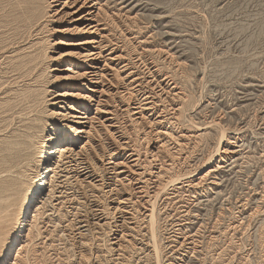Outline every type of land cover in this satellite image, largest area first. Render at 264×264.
Returning a JSON list of instances; mask_svg holds the SVG:
<instances>
[{
    "label": "bare ground",
    "instance_id": "6f19581e",
    "mask_svg": "<svg viewBox=\"0 0 264 264\" xmlns=\"http://www.w3.org/2000/svg\"><path fill=\"white\" fill-rule=\"evenodd\" d=\"M102 1L25 0V19L11 23L16 38L21 30L25 39L37 42L16 48L12 43L0 53L16 63L20 73L13 82L20 80L25 88L15 144L3 158L1 174L4 190L18 178L23 188L15 204L9 196L0 197V264H128L130 249L156 245L155 201L187 136L174 129L178 108L169 105V116L158 102L168 92L178 93L147 59L155 52L144 48L148 42L135 46L140 51L134 61L115 54L119 46L106 34ZM57 17L66 21L50 30L57 38L42 37ZM57 45L73 47L50 55ZM58 71L65 73L64 86L53 81ZM124 116L143 129L149 159L127 137ZM102 131L115 136V143L98 153ZM230 144L205 177L237 154ZM104 232L110 236L106 252Z\"/></svg>",
    "mask_w": 264,
    "mask_h": 264
},
{
    "label": "rangeland",
    "instance_id": "374dc122",
    "mask_svg": "<svg viewBox=\"0 0 264 264\" xmlns=\"http://www.w3.org/2000/svg\"><path fill=\"white\" fill-rule=\"evenodd\" d=\"M24 1L0 0V53L6 45L13 43L16 48L35 39H25L21 30L16 38L11 24L25 19ZM102 2L106 34L119 46L115 54L134 61V53L140 51L135 46L143 40L148 42L144 48L155 49L147 59L155 62L160 78L178 93L168 92L158 105L167 107L169 116L173 110L168 106L175 105L174 129L187 134L168 172L167 187L155 201L154 250L143 245L130 249L128 264H264V0ZM53 21L42 36L50 35L48 40L57 38L51 34L53 27L66 23L58 17ZM57 46L50 55L73 47ZM15 65L0 57V197L9 196L14 204L23 185L17 175V183L4 190L1 176L3 158L15 144L14 129L25 107V88L20 80L13 82L20 73ZM62 71L51 73H58L53 80L57 86L62 85ZM130 117L124 116L127 137L149 159L143 129ZM114 137L100 132L98 153L113 145ZM229 144L237 154L205 177ZM109 238L105 232L100 237L104 252Z\"/></svg>",
    "mask_w": 264,
    "mask_h": 264
}]
</instances>
